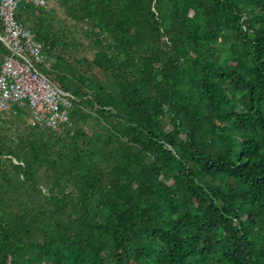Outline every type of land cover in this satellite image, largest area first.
I'll return each instance as SVG.
<instances>
[{"label": "trees", "instance_id": "1", "mask_svg": "<svg viewBox=\"0 0 264 264\" xmlns=\"http://www.w3.org/2000/svg\"><path fill=\"white\" fill-rule=\"evenodd\" d=\"M50 2L16 18L74 99L0 113V264H264V0Z\"/></svg>", "mask_w": 264, "mask_h": 264}, {"label": "built area", "instance_id": "2", "mask_svg": "<svg viewBox=\"0 0 264 264\" xmlns=\"http://www.w3.org/2000/svg\"><path fill=\"white\" fill-rule=\"evenodd\" d=\"M21 2L51 4L50 0H0V41L7 49L0 66V113L20 102L30 108L32 125L56 129L68 121L74 96L38 68L48 62L42 44L16 18Z\"/></svg>", "mask_w": 264, "mask_h": 264}, {"label": "rangeland", "instance_id": "3", "mask_svg": "<svg viewBox=\"0 0 264 264\" xmlns=\"http://www.w3.org/2000/svg\"><path fill=\"white\" fill-rule=\"evenodd\" d=\"M55 14H54V16H55V20H54V22H55V24H56V26H64L65 28H66V30L67 31H69V32H74L73 31V27H72V25L69 23V21H67L66 19L65 20H63L64 18H63V16H62V13H61V9L60 8H56L55 9V12H54ZM31 20V19H30ZM77 34V33H76ZM79 37H80V35H78ZM73 53L75 54V55H78V54H83V53H86L88 56H89V53L87 52V49H86V41H84V39H82V45H79V46H77L75 49H73ZM10 114L9 113H7L6 115H4V117L3 118H5V119H8ZM20 118L22 119V121H27V114L25 115H20ZM166 122H167V120H166ZM6 125H5V127L6 126H9V123H5ZM166 128H170V124H168L167 123V125H166Z\"/></svg>", "mask_w": 264, "mask_h": 264}]
</instances>
